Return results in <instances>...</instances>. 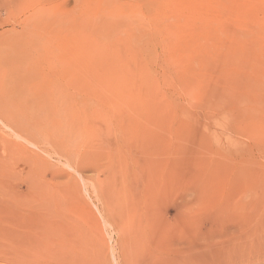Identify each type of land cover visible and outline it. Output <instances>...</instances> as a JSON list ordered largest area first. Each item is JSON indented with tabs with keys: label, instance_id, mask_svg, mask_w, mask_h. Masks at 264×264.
<instances>
[{
	"label": "rangeland",
	"instance_id": "374dc122",
	"mask_svg": "<svg viewBox=\"0 0 264 264\" xmlns=\"http://www.w3.org/2000/svg\"><path fill=\"white\" fill-rule=\"evenodd\" d=\"M0 8V264H264V0Z\"/></svg>",
	"mask_w": 264,
	"mask_h": 264
},
{
	"label": "bare ground",
	"instance_id": "6f19581e",
	"mask_svg": "<svg viewBox=\"0 0 264 264\" xmlns=\"http://www.w3.org/2000/svg\"><path fill=\"white\" fill-rule=\"evenodd\" d=\"M0 3H1V0H0ZM1 9V8H0ZM10 49V48H9ZM9 49H7V51H6V53L8 52V50ZM5 53V52H4ZM6 57V56H5ZM4 57V58H5ZM10 59H8V58H6V61L4 60V62H6L5 64H10ZM4 64V63H3ZM10 66V65H9ZM5 67H6V65H5ZM8 68V67H7ZM7 68H5L6 70H7ZM10 68H11V66H10ZM13 69V68H12ZM6 70H5V72H6ZM15 70V69H14ZM13 70V71H14ZM12 71V72H13ZM10 73H11V70H10ZM14 73V72H13ZM13 73H11V74H13ZM62 99L63 100H68V98L70 97V95H66V93H62ZM0 104H1V102H0ZM104 112V111H103ZM105 113V112H104ZM103 113V114H104ZM15 135H17L16 133H15ZM136 206V205H135ZM136 207H138V206H136ZM136 207H135V213H136ZM146 208V207H145ZM139 209H141V207L139 208ZM138 210V209H137ZM145 210V209H144ZM143 210V211H144ZM131 212H133V210L131 211ZM146 212H147V210H146ZM134 213V214H135ZM141 213H142V211H141ZM140 213V214H141ZM153 213V212H152ZM151 213V214H152ZM155 213V212H154ZM153 213V214H154ZM140 214H138V211H137V215H139L140 216ZM144 214H146V213H144ZM148 215H149V213H147ZM146 214V215H147ZM244 214H245V212H244ZM156 215V214H155ZM128 216H130V215H128ZM134 216H136V215H134ZM132 217V216H131ZM247 217H249L248 218V220L249 221H246V223H245V225L242 227V228H240V229H242V230H244V234H246V238H249L250 236H253L254 234H256L257 233V231H258V228L261 226L260 225V223L261 222H263L264 223V212H257V214H251V213H249L248 214V216ZM135 218V217H134ZM144 218H146L147 219V216H145ZM152 219V218H151ZM151 219H150V221H151ZM132 220H134L133 218H132ZM138 220V219H137ZM137 220H135V222L137 221ZM142 219H140L139 221H137V223L139 222L140 223V221H141ZM153 220V219H152ZM143 221V220H142ZM147 221V220H146ZM146 221H145V223H146ZM144 222V221H143ZM138 223V224H139ZM148 223V222H147ZM150 223V222H149ZM151 223H152V221H151ZM133 224H134V221H133ZM137 224V225H138ZM154 224H155V221H154ZM140 225V224H139ZM143 225V223L140 225V226H142ZM150 225V224H149ZM153 225V224H152ZM158 225V224H157ZM147 226H148V224H147ZM263 226V225H262ZM159 227V226H158ZM137 228V227H136ZM140 228V227H139ZM147 228V227H146ZM156 228V227H155ZM226 229V228H225ZM145 230V229H144ZM155 230V229H154ZM160 230H161V228H160ZM227 230V229H226ZM162 231H163V229H162ZM219 231H221V230H219ZM218 231V232H219ZM261 231H263V230H261ZM260 231V232H261ZM156 232V231H155ZM259 232V231H258ZM162 233V232H161ZM164 233V232H163ZM162 233V234H163ZM214 234V233H213ZM239 233H238V231H237V235H238ZM243 234V235H244ZM165 235V234H164ZM142 236V235H141ZM166 236H167V234H166ZM213 236V235H212ZM215 236V235H214ZM213 236V237H214ZM264 236V235H263ZM156 237V236H155ZM158 237V236H157ZM171 237V236H170ZM255 237V236H254ZM139 238V237H138ZM143 238V237H142ZM150 238V237H149ZM164 238V237H163ZM166 238V237H165ZM168 238V237H167ZM166 238V239H167ZM180 238V237H179ZM215 238V237H214ZM228 238V237H227ZM253 238V237H252ZM136 239V238H135ZM157 239L159 240V238H156V241H157ZM178 239V238H177ZM182 239V238H181ZM189 239V238H188ZM229 239V238H228ZM243 239V238H242ZM255 239V238H254ZM225 240V239H224ZM161 241H163V240H161ZM160 241V242H161ZM167 241H169V240H167ZM167 241H165V242H167ZM181 241H185V240H181ZM198 240H187L186 242H185V245L187 246V251H189V254L187 255V256H185V257H181V256H179V254L177 253V249H178V247H177V249L175 248V251H173L171 248V251H173V252H171L167 257H166V259H163L162 261H161V259L159 260L158 259V257H154V259H156V260H154L153 259V262H149V261H145L147 264H188V263H191L190 261H194L195 260V262L197 261L198 263H196V264H202V262H203V259H204V257H205V255L207 254V252H208V250H209V247L210 246H212V244H211V241H210V243L209 242H207L206 241V243H198L197 242ZM242 241V240H241ZM249 241V240H248ZM254 241V240H253ZM147 242V241H146ZM164 242V241H163ZM197 242V243H196ZM229 242H231L232 244H234V240L233 239H230L229 240ZM236 242V241H235ZM142 243H144V242H142ZM174 243V242H173ZM240 243H242V242H240ZM240 243H237V244H239V246H240ZM138 243H136V245H137ZM172 244V243H171ZM178 244V243H177ZM184 244V243H183ZM214 244V243H213ZM224 244H225V242H224ZM157 245V244H156ZM215 245V244H214ZM229 245H231V244H229ZM141 246V245H140ZM143 246V245H142ZM141 246V247H142ZM146 246V245H145ZM144 246V247H145ZM158 246H159V244H158ZM161 246H162V244H161ZM165 247H166V245H164ZM163 246V247H164ZM181 246V245H180ZM232 246V245H231ZM254 246V245H253ZM258 246V245H257ZM162 247V248H163ZM169 247V246H168ZM167 247V248H168ZM172 247V246H171ZM214 247V246H213ZM217 247V246H216ZM228 247V246H227ZM226 247V248H227ZM146 248V247H145ZM215 248V247H214ZM232 248H233V246H232ZM263 248V247H262ZM142 249V248H141ZM140 249V250H141ZM146 249H148V248H146ZM210 249H212V248H210ZM223 249V248H222ZM159 250V249H158ZM183 250H185V249H183ZM234 250V249H233ZM236 250H237V248H236ZM239 250V249H238ZM143 251H144V249H143ZM142 251V253L141 254H143L144 252ZM162 251V250H161ZM148 252V251H147ZM212 252H213V250H212ZM224 252V251H223ZM152 253V252H151ZM157 253H158V251H157ZM164 253H165V251H164ZM174 253H176V254H174ZM210 253V252H209ZM239 253V252H238ZM214 254V253H213ZM234 254V253H233ZM152 255H154V254H152ZM209 255V254H208ZM211 255V254H210ZM215 255V254H214ZM230 255V254H229ZM228 255V256H229ZM237 255H239V254H237ZM136 256V255H135ZM144 256H145V254H144ZM146 256H148V255H146ZM151 256V255H150ZM154 256H156V255H154ZM240 256V255H239ZM139 257L141 258V256L139 255ZM211 257V256H210ZM213 257V256H212ZM216 257V256H215ZM230 257V256H229ZM228 257V258H229ZM238 257V256H237ZM241 257H242V255H241ZM137 259H138V257H136ZM145 258H147V257H145ZM208 258V257H207ZM206 258V259H207ZM225 258V257H224ZM231 258V257H230ZM238 258H240V257H238ZM134 258H132V260H133ZM209 259V258H208ZM213 259V258H212ZM242 259V258H241ZM131 260V261H132ZM144 260V259H143ZM214 260V259H213ZM239 260V259H238ZM247 260V259H246ZM257 260V259H256ZM155 261V262H154ZM225 261V260H224ZM242 261V260H241ZM134 262H132V264H133ZM207 263V262H206ZM215 263V262H214ZM231 263V262H230ZM140 264H143L142 262L140 263ZM216 264V263H215ZM227 264V263H226ZM235 264H237V263H235Z\"/></svg>",
	"mask_w": 264,
	"mask_h": 264
}]
</instances>
